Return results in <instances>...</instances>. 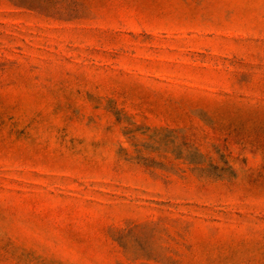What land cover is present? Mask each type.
<instances>
[{"label":"rangeland","instance_id":"obj_1","mask_svg":"<svg viewBox=\"0 0 264 264\" xmlns=\"http://www.w3.org/2000/svg\"><path fill=\"white\" fill-rule=\"evenodd\" d=\"M0 264H264V0H0Z\"/></svg>","mask_w":264,"mask_h":264}]
</instances>
